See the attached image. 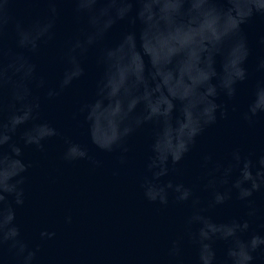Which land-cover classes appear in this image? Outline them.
Instances as JSON below:
<instances>
[{"label": "water", "instance_id": "obj_1", "mask_svg": "<svg viewBox=\"0 0 264 264\" xmlns=\"http://www.w3.org/2000/svg\"><path fill=\"white\" fill-rule=\"evenodd\" d=\"M84 8L73 18L65 4L54 37L41 40L35 54L17 49L11 30L6 38L13 55H28L50 88L79 70L60 55L67 40L89 30L98 38L84 58V76L59 97L48 100L42 89L32 88L41 97L39 111L17 131L14 147L0 148V188L14 186L30 165L23 173L25 202L16 208L15 223L29 246H38L34 264H178L169 257V246L179 235L185 237L184 264H197L192 234L201 241L211 238L217 258L231 248L234 264H264V244L251 252V237H264V113L259 111L264 91L257 92L264 80L257 69L264 58V0H217L215 11L204 0H84ZM9 9L10 24L21 20L26 27L45 14L43 5L26 0H12ZM241 25L251 48L248 78L235 85L229 100L225 85L234 79L238 57L231 38ZM101 49L106 65L97 63ZM9 71L15 83L29 67L14 62ZM105 72L110 93L98 101L91 124L95 134L103 135L110 121L120 123L126 115L144 120L129 138L123 161L120 153L103 152L92 143L90 126L78 114L80 104L96 100L95 82ZM211 104L219 106L217 120L206 126L204 113ZM249 106L257 111L252 123L242 118ZM153 110L163 115L147 119ZM48 125L59 134L50 135ZM196 125L204 131L179 164L169 161L167 174L159 177L148 171L153 145L166 155ZM25 129L43 150L22 146ZM66 138L85 146L91 158L65 159ZM205 155L211 160L202 167ZM145 177L155 186L147 195ZM178 184L195 186L197 200H178ZM238 191L252 195L244 202ZM217 192H230L231 199L213 206ZM244 221L247 229H237L236 222ZM42 231L55 235L42 238ZM0 264H16L6 247Z\"/></svg>", "mask_w": 264, "mask_h": 264}, {"label": "clouds", "instance_id": "obj_2", "mask_svg": "<svg viewBox=\"0 0 264 264\" xmlns=\"http://www.w3.org/2000/svg\"><path fill=\"white\" fill-rule=\"evenodd\" d=\"M11 2L12 0H0V137H2V139H0V148L14 147V138L17 131L27 119H31L35 113L39 111L41 107V97L34 96L32 94V88L42 89L44 97L48 100L59 97L66 88L72 85L74 80L84 76V58L87 56L90 48L98 43V38L93 34V30L85 31L70 37L61 49L60 55L66 61L76 63L79 70L71 78L62 77L58 87H47L46 78L42 74L37 73L36 66L31 63L29 56H14L12 50L7 46L6 38L8 37L9 30L14 33L17 49L26 54H35L38 51L39 42L41 40H50L54 37V29L57 21L63 14L64 5L67 4L71 6L70 10L73 18H79L85 11L84 0H26V2L30 4L43 5L45 13L43 17H38L31 27H26L21 20H15L10 24L12 18L9 4ZM204 4L209 10L215 11L217 9V0H204ZM244 23H246V21ZM231 39L236 44L238 57L235 64L234 79L230 80L229 83L225 85V95L229 100L236 94L235 85L248 78L247 62L251 55L248 36L243 31L242 25L237 27ZM260 42L264 44V36L261 37ZM20 61L27 63L29 71L23 80H17L14 83L9 69L14 62ZM97 63L101 65H106L107 63L102 49L98 52ZM257 69L264 73V58L260 59ZM95 89L96 100L80 104L78 107V114L83 116L84 122L90 126L89 136L92 143L103 152L120 153L121 160L123 161V154L128 153L131 149L129 138L144 123V120L126 115L120 123L110 121L103 135L95 134L91 124L96 110L100 106L98 101L106 98L110 93L106 72L95 82ZM259 91H264V80H261L257 87V92ZM218 107L219 106L216 104H211L210 107L205 109L204 115L206 119L204 120V125L210 126L216 123ZM259 111L264 113V109H259ZM162 115V113L153 110L152 114L148 116L147 119L161 117ZM221 115L226 117L227 113L221 112ZM256 115L257 111H254L252 107L249 106L243 113L242 118L252 123L253 117ZM48 127L51 129L50 135L56 136L59 134L55 127L51 125H48ZM203 131L204 128L200 125L188 127L182 139L177 144L173 145L166 155L159 154L155 145H153L150 150V155L147 156L146 167L148 171L156 177L166 175L169 161H171L173 165L179 164L184 159L185 155L191 151L196 143L197 137L200 136ZM29 132L30 130L28 129L24 130L21 137L22 146H33L38 150H43V144L33 140ZM65 145L63 154L65 159L75 160L91 158L88 149L79 142L71 138H66ZM17 154H22V149H18ZM210 160L211 156L205 155L202 167H206ZM261 161L264 163V155H262ZM29 166V164H26L21 169L20 175L15 180L14 186L0 188V253H2L6 247L10 252H13L16 264H34L39 250L38 246L37 248L29 246V243L25 241L21 235V228L15 223L16 208L22 207L25 202L23 184L26 177L23 173L27 172ZM143 184L146 195L150 188L155 187L151 184L149 177H145ZM168 187H172L171 183H169ZM175 187L177 193H180L178 200L187 201L191 199L193 202L197 200L195 186L178 184ZM261 190H264V182L261 184ZM251 195V191L237 192V198L244 202H247ZM148 198L155 202L154 198ZM229 199H231L230 192H217L213 197V206L224 204ZM159 202L166 205L167 199H161ZM6 208L8 210L7 215H5ZM67 219L68 222L71 221V217ZM235 226L237 229H247L248 224L247 221H244L242 224L236 222ZM54 235V232L48 231H42L40 233L42 238H52ZM191 238L198 249L197 264H234L235 257L231 248L226 249L223 258L220 259L217 258L215 254L211 238L201 241L197 234H192ZM184 240L185 237L179 235L170 241L169 257L176 260L178 264H184L182 258ZM251 241V252L254 253L260 244H264V237L254 235L251 237ZM260 251L264 252V249H260ZM204 252H207L208 255H204ZM253 258V255L246 257L248 261H252Z\"/></svg>", "mask_w": 264, "mask_h": 264}]
</instances>
